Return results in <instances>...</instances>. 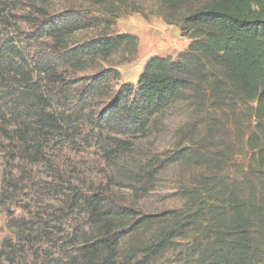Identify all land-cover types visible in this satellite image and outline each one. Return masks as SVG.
I'll list each match as a JSON object with an SVG mask.
<instances>
[{
  "label": "trees",
  "instance_id": "1",
  "mask_svg": "<svg viewBox=\"0 0 264 264\" xmlns=\"http://www.w3.org/2000/svg\"><path fill=\"white\" fill-rule=\"evenodd\" d=\"M143 1L121 3L128 10L145 12V2L152 1L164 20L179 26L191 42L176 58H150L137 88L125 83L114 93L111 80L119 76L114 68L78 77L118 51L137 52L136 35L110 31L121 14L114 3L96 0L99 10L106 12L103 17L38 26L51 38L45 48L43 39H17L13 23L17 15L0 0V122L11 126L4 133L16 142L20 160L44 162L45 148L52 143L56 148L69 140L75 147L80 139L97 142L101 154L120 167L130 147L121 142L120 134L126 129L146 132L153 119L177 103L189 108L190 130L185 136L193 140L195 130L204 135L192 141V147L167 152L160 161L153 157L140 162L129 177L127 188L146 196L156 188L160 168L196 159L205 168L195 175V182L178 187L181 207L139 215L135 205L110 195L111 183L98 193H74L72 203L80 206L81 224L63 237L73 249L61 247L62 253L52 260L54 264H264V0ZM91 28H100V33L82 42L74 39L77 31ZM31 46L36 49L31 51ZM75 77L80 90L71 88ZM100 102L104 107L96 116L86 113ZM85 130L94 134L84 135ZM104 131L116 135L111 140L98 137ZM216 136L220 141L210 147L209 140ZM238 136L241 146L232 142ZM235 152L242 159L249 155V160L233 163ZM35 227L19 236L24 242L20 250L1 248L0 260L16 264L23 254L25 261L38 242L53 241L48 234L35 235Z\"/></svg>",
  "mask_w": 264,
  "mask_h": 264
},
{
  "label": "rangeland",
  "instance_id": "2",
  "mask_svg": "<svg viewBox=\"0 0 264 264\" xmlns=\"http://www.w3.org/2000/svg\"><path fill=\"white\" fill-rule=\"evenodd\" d=\"M5 1L17 15L16 19L13 18V23L17 25V39H43L42 45L45 48L51 45L48 40L51 38L44 36L43 30L38 26L48 25L49 21L62 23L66 19H72L76 23L94 16L106 15V12L96 6V0ZM101 1L107 5L114 3L121 13L111 27V33L136 35L137 52L131 55L124 50L118 51L107 61H101L95 67L80 72L78 77L92 76L102 69L114 68L119 72L118 79L111 80L114 93L125 83H132L137 88L140 74L150 58H176L191 42L188 37L182 35L179 26L168 24L164 20L152 1H143L147 6L145 12L128 10L121 0ZM99 33L100 28L83 29L76 32L74 39L82 42L96 37ZM35 49L36 46H31L30 50ZM78 77L71 81L73 90H80L81 83L78 84L76 80ZM44 83L42 81V88ZM77 107L80 109L83 106L79 104ZM103 107L101 102L93 103L86 109V113L96 116ZM190 118L187 105L177 103L153 119L146 132L136 133L126 129L127 133H121L120 139L124 144L129 143L130 147L124 155L125 160H120V167L119 164L118 167L112 165L111 161L101 154L97 142L89 140L82 143L80 139V143L75 147L69 140L56 148H51L52 143L49 148H45L44 162L27 163L17 157V144L4 133L7 126L0 122V249L7 246L20 250L24 242L19 241V236L21 233H29V229L36 226L38 231L33 235L48 234L53 241L38 242L40 244L27 252L25 261L22 254L16 264H54L52 259L58 257L57 253L61 252V247H68L63 237L73 232L80 223V206L72 203L74 193H98L109 183L111 185L107 188L111 191L110 195L122 203L135 205L139 215L181 207L183 199L178 187L184 182H195V175L205 168L204 164H200L196 159L160 168L155 178L156 188L146 196L127 186L132 182L129 177L134 175L133 171L140 162H147L153 157L160 161L161 158L167 157V152L174 153L184 147L188 149L192 147V141L203 138L204 135L199 130L194 131L193 140L189 135L185 136L184 133L190 130V126H187ZM229 126L233 127V124L229 123ZM83 133L94 134L89 130ZM101 135H106V138L103 137L111 140L116 134L104 131L98 137ZM218 137L209 140L210 147L220 141ZM241 141L240 136L232 138L236 146ZM242 158L244 157L235 152L232 156L233 163L249 160ZM159 167L154 171H158ZM121 169L122 172L119 171ZM229 170L234 175L235 167L232 166ZM35 249L38 250L36 253ZM72 249L68 247V251ZM0 264H8L7 259H1Z\"/></svg>",
  "mask_w": 264,
  "mask_h": 264
}]
</instances>
